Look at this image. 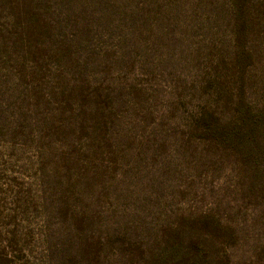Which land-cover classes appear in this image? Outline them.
Returning <instances> with one entry per match:
<instances>
[{"label":"rangeland","instance_id":"rangeland-1","mask_svg":"<svg viewBox=\"0 0 264 264\" xmlns=\"http://www.w3.org/2000/svg\"><path fill=\"white\" fill-rule=\"evenodd\" d=\"M203 110L264 128V0H0V264H160L141 229L204 215L242 228L204 264H264V143Z\"/></svg>","mask_w":264,"mask_h":264},{"label":"trees","instance_id":"trees-1","mask_svg":"<svg viewBox=\"0 0 264 264\" xmlns=\"http://www.w3.org/2000/svg\"><path fill=\"white\" fill-rule=\"evenodd\" d=\"M38 23L40 20L37 18ZM118 89H121L117 87ZM85 100H92L93 93H81ZM248 111H251L248 108ZM216 111H201L196 112L190 116L191 120L195 123L197 129L199 127L201 130H204L206 133L214 134L216 133V137H212V139H208L207 147L214 148L217 150L224 149L223 144L230 147L231 149L240 151L241 146H246L249 149V153H252L253 147L252 143H264V128L257 120V117L261 114H255L253 117L244 116L239 114V111L236 112L235 116L229 121L224 122L225 125H222L221 119L218 116H215ZM216 119L217 126H212L207 124L205 127H201L202 122H207L209 119ZM212 119V120H213ZM187 157V156H186ZM253 160V156H249ZM258 171V170H257ZM252 176L261 182L264 183V171L256 172V170L252 171ZM248 189V188H247ZM218 209V206H217ZM160 216L165 215L162 211H159ZM181 218V217H179ZM166 219V218H165ZM262 222L260 223V232L262 235L258 239H254L255 244H261L259 241L264 240V215H262ZM196 220L197 222L196 224ZM189 221V223L187 222ZM256 218L253 217V223L256 226ZM223 219L221 217L215 219L211 216H203V218L196 217H183L181 218V222L178 224L171 225L170 232L167 234L160 233L158 230L155 232L156 235L153 237L151 232H147L146 228L141 229L144 231L145 235L144 239L147 240V243L151 242V244H156L159 248L160 253L155 257H149V259L158 260L160 264H162L163 260H169L176 264H204L205 260L209 263L213 262V259L208 255V250L210 247H213L214 244L211 243L212 235L210 233L205 234H197V231L201 233L204 229L210 230H218L225 229L230 232L231 236L235 239L236 235L242 230L238 225H232L230 227L223 226ZM150 228V227H149ZM194 229V230H193ZM116 233L120 231L119 228H113ZM193 230V231H191ZM255 233V232H254ZM250 234L249 231H246V235ZM256 235V233H255ZM158 237V239L156 238ZM153 238V241H150ZM201 242L198 245V240ZM209 243V244H208ZM262 248H264V244H262ZM260 253V251H259ZM210 258V260H209Z\"/></svg>","mask_w":264,"mask_h":264}]
</instances>
